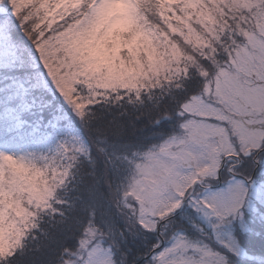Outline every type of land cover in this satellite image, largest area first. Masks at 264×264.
Listing matches in <instances>:
<instances>
[{"label":"snow or ice","instance_id":"6c2138e0","mask_svg":"<svg viewBox=\"0 0 264 264\" xmlns=\"http://www.w3.org/2000/svg\"><path fill=\"white\" fill-rule=\"evenodd\" d=\"M264 0H0V264H264Z\"/></svg>","mask_w":264,"mask_h":264},{"label":"trees","instance_id":"16d2710c","mask_svg":"<svg viewBox=\"0 0 264 264\" xmlns=\"http://www.w3.org/2000/svg\"><path fill=\"white\" fill-rule=\"evenodd\" d=\"M253 251H254L256 254H258V255H260V254H264V252H262V250H261L259 247L254 248Z\"/></svg>","mask_w":264,"mask_h":264}]
</instances>
